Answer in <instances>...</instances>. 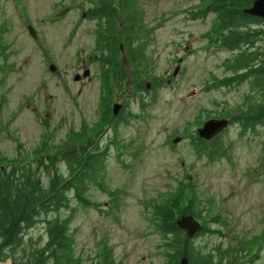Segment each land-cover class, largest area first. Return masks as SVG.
Listing matches in <instances>:
<instances>
[{
    "label": "rangeland",
    "instance_id": "obj_1",
    "mask_svg": "<svg viewBox=\"0 0 264 264\" xmlns=\"http://www.w3.org/2000/svg\"><path fill=\"white\" fill-rule=\"evenodd\" d=\"M0 3L8 55L0 57V165L63 150L103 157L87 202L70 203L79 264H167L148 219L180 188L181 205L192 201L210 231L192 240L198 252L228 257L221 264H264V119L252 115L261 90L252 78L236 80L237 52L209 41L215 0L115 1V32H132L113 42L110 69L101 60L104 19L89 12L95 0ZM253 49L252 69L264 65V34ZM209 118L233 124L198 150L195 131ZM44 230L35 225L25 240L42 242Z\"/></svg>",
    "mask_w": 264,
    "mask_h": 264
},
{
    "label": "trees",
    "instance_id": "obj_2",
    "mask_svg": "<svg viewBox=\"0 0 264 264\" xmlns=\"http://www.w3.org/2000/svg\"><path fill=\"white\" fill-rule=\"evenodd\" d=\"M95 1L96 6L90 12L92 17L104 19L105 24L100 33L104 52L101 60L110 69L109 66L112 68L113 65L117 66L112 48L113 42H129L130 32H132L131 28L126 29L124 33L115 32L112 21L116 16L112 13L115 10L113 2L119 1L125 5L127 0ZM252 1L215 0L216 6L212 9L216 18L215 29L213 34L209 33V41L214 43L220 40L223 46L231 45L230 27L232 24V48L241 43H252L254 40L252 34L238 30L250 18L242 14L241 9L248 7ZM1 15L0 3V17ZM3 34L4 28L0 26V38ZM0 48V57L3 56L6 60L8 57L5 55L6 46L0 45ZM135 56L136 54L133 58ZM246 57L240 55L235 58L233 65L229 68L241 69L249 60ZM250 60L252 61L253 58ZM249 75L253 78L255 87H260L264 82V70L262 72V69H252ZM102 98L106 101L105 94ZM252 112L256 120L264 119V91L261 95V102L258 104L254 102ZM83 151L75 154L63 150L52 157L46 153V155H39L24 163L18 159L11 160L9 165H0V262L9 260L10 264H79L73 255L74 239L69 233V220L74 212L70 203L72 200L79 204L87 202L85 195L88 187L90 184L99 185L98 180L102 177L103 169L101 153H86L87 155L83 157ZM60 163L66 166V176L59 172L58 164ZM70 192H72L71 196H69ZM182 195L183 191L180 188L178 195L166 201V205H153L148 219L149 224L162 239L164 256L168 259L167 264H177L181 257H186L189 264L228 262V257L224 255L221 258L218 256L216 260L215 255L198 252L192 246V240L187 239L178 230L175 224L178 217L190 215L198 220L201 213L200 209L194 208L192 201L181 205ZM63 210L69 211L68 215L60 218L59 212ZM39 223L44 224V240L35 243L31 239L26 241V231ZM208 232L210 231L202 226L194 238Z\"/></svg>",
    "mask_w": 264,
    "mask_h": 264
},
{
    "label": "water",
    "instance_id": "obj_3",
    "mask_svg": "<svg viewBox=\"0 0 264 264\" xmlns=\"http://www.w3.org/2000/svg\"><path fill=\"white\" fill-rule=\"evenodd\" d=\"M242 13L251 17H257L264 20V0H254L251 4V6L242 9ZM28 31L32 37H35L33 29L29 26ZM50 71H54V66H49ZM87 74V72L84 74V76ZM176 74V71L174 72V75ZM118 106L115 105L113 108V114H116ZM228 126V122L225 119L221 120H209L206 121L202 128L197 130V134L200 138L203 139H210L215 134H218L219 132L223 131ZM179 139H174L173 143H176ZM176 226L179 231L183 232L187 239H192L195 234L199 231L200 225L196 220L188 215L183 216L176 220ZM177 264H189L188 259L186 257H181L178 260Z\"/></svg>",
    "mask_w": 264,
    "mask_h": 264
},
{
    "label": "flooded vegetation",
    "instance_id": "obj_4",
    "mask_svg": "<svg viewBox=\"0 0 264 264\" xmlns=\"http://www.w3.org/2000/svg\"><path fill=\"white\" fill-rule=\"evenodd\" d=\"M262 23H264V20H262V19H259V18H249V20L247 21V23L246 24H243V26L239 27L238 30L247 31L250 34H252V36L254 37V41H253V43H241L237 47H234V48H232V24H231V27H230V32H231L230 33L231 45H229L228 47H223L222 49L228 51L231 54V56H232V53L237 52L236 55H235V58L239 57L240 55L241 56H252V53H250V52L252 50L254 51L253 48H255V46L257 45V42L260 43V42L263 41L264 31H260V28H258V25L259 24H262ZM253 26H255V27H253ZM244 48H247V50H244ZM257 51H258V49H257ZM254 62L256 63V65H255L254 68H256V69L262 68V72H263L264 65H260L259 64V66L257 67L258 62L256 60ZM231 64H232V61H231ZM241 71H243V73L241 74V76H244L245 72L247 71V68H242L240 70V72ZM205 120H207V119H204V121ZM228 122H229V125L231 123L233 124L232 119H229ZM217 136H215V137H217ZM215 137H213L210 140L205 141L203 139H200L197 136H194V138H195L194 139V143L196 144L195 145L196 148H198L199 150H201V149L202 150L207 149L206 147H208V146L206 144H208L211 141H213L215 139Z\"/></svg>",
    "mask_w": 264,
    "mask_h": 264
}]
</instances>
